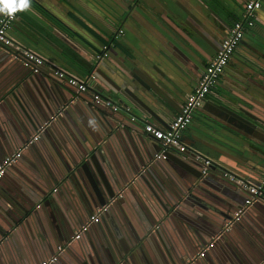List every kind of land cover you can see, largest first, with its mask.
Listing matches in <instances>:
<instances>
[{"label":"water","instance_id":"1","mask_svg":"<svg viewBox=\"0 0 264 264\" xmlns=\"http://www.w3.org/2000/svg\"><path fill=\"white\" fill-rule=\"evenodd\" d=\"M136 13L145 15L141 17L148 24L146 28L148 27L152 35L151 47L160 50L161 55H166L168 58L159 57L161 61H158L146 55L149 62L140 64L136 61L120 63L117 60L113 63L111 59H107L98 61L93 71L103 95L107 97L112 95L114 100L121 105L131 106L141 118H154L162 126L167 127L169 120L174 118L175 112L167 106L168 101L164 97V90L172 88L183 95L188 84H191L193 80L199 81L201 72H204L207 67L201 57L206 52L192 43L201 54H190L186 50V54L181 55L182 58L175 52H172L173 55L169 54L166 50L168 47L172 46L176 50L180 47L175 37L161 23L146 14L140 6L130 4L127 16L137 19ZM180 33L182 35V31ZM13 60L18 65H22L25 70L22 69L18 73V78L5 89L9 88L7 91L0 92V136L2 137L0 138V160L3 158L1 153L5 144L8 145L10 151L21 147L44 123H48L44 126L40 138L43 139L46 136L49 138L51 154L59 156L62 169L54 173L52 167H48L46 157L42 154H39L38 158L30 164H22L25 151L37 141L24 149L22 157L0 178V238L22 222L30 227L28 234L32 237V234L38 232L40 227L38 222L30 221L44 208L48 215L57 218L56 221L60 218L59 232L62 233V235L58 233V238L46 239L49 248L53 241L68 240L73 234L72 227L69 220L64 218L60 196L55 193L58 189L54 190L52 184L55 177L65 182V186L62 184L59 189L61 197H64L67 194L64 191L66 184L72 180L75 185L74 181L82 169L88 174L91 182L99 185H95L96 188L99 187L97 190L99 194L97 201L92 202L88 199L84 200L85 204L81 202L82 204L76 207L78 213L81 211L87 214L86 218H88L98 206L107 204L109 199L113 200L117 194L116 191L126 184L128 188L125 192L137 195L143 204L147 219H144L141 225L132 222L130 210L126 207V210L122 209L124 194L115 198L106 212L111 207L120 205L121 227L119 230L108 226V230L101 228L100 232H95L86 243L80 242V239L74 241L65 251L66 253L71 250L72 253L69 264H133L134 250L142 247L147 240L156 238L163 230V223L169 220L178 222L181 228L189 233L188 242L192 244V248L197 249L209 241L213 234L216 235L219 232H221V237L218 241H221L251 207L259 210L255 212L257 214L251 229L246 230L244 234L245 241L240 242L243 248L234 240H230L228 244L231 257L229 258L236 264H264V205L250 206L238 220L234 221L235 212L245 204L246 193L243 190L214 171L203 176L202 162L199 160L175 154L169 155L167 159L155 158V154L160 150L159 144L153 139L148 140L142 132L143 123L141 121L131 122L127 116H125L124 128L119 131L123 139V149H121L123 158L114 153L115 165L118 167L111 171L109 178L106 174V181L103 178L106 170L96 160L92 164L93 157L101 155V150H98V147L90 149L89 143L93 145L95 142L93 137L100 135L96 133L95 128L94 132L84 129L85 122L77 120L74 125L77 130L83 128V132H86L85 145L88 148H84L81 155L75 159L65 158L61 151L59 138L54 134L48 136V133L64 119V116L68 117L73 107H78L77 104L82 103L83 96L77 94L73 87L53 74L44 76L41 73H33L30 66L25 65L20 59L0 47V71L8 70L9 72L13 68ZM170 62H173L175 67ZM244 63L252 68L250 62L244 61ZM15 67L11 70V74L17 70ZM199 69L201 70L198 72ZM227 69L235 70L233 71L235 74L226 72L221 75L223 78L227 76L229 83L220 82L218 79L213 85L221 84L228 89L222 95L217 93L214 95L217 97L212 102L216 113L214 118L227 128L259 143L264 148V101L251 88V84L263 89L264 85L243 70L233 69L229 64ZM36 78L40 80L37 95L24 97L22 93L24 87ZM18 93L23 98V104L29 113L22 106L19 108L7 106L8 102L12 105L11 98L16 99ZM76 97L79 98L76 99ZM87 101V111L100 114L109 123L114 121L112 115L114 113L109 109L93 105L89 99ZM171 107L175 109L172 104ZM59 110H62V113L53 119L52 117ZM175 111L180 112L176 109ZM16 118L19 121L16 123L18 128L10 129V121L12 127H15L13 122ZM203 121L204 125L189 124L182 132V139L189 146L201 150L229 168L253 179H261L264 167L244 155L246 148L243 146L238 148V141L234 143L222 135L219 136L213 130L211 123L207 120ZM192 127H194L193 130ZM147 140L150 142L149 145ZM172 155L178 159H170ZM100 220L92 226L97 225ZM231 221H234L232 225L224 229ZM180 232L181 230L177 229V233ZM171 235L174 239L176 238L174 234ZM168 238L169 234L166 238L167 242H169ZM180 256L178 251L173 253L168 251L167 261H178ZM153 258L157 256L154 255ZM230 263L225 262V264ZM0 264H5L1 258Z\"/></svg>","mask_w":264,"mask_h":264},{"label":"crops","instance_id":"2","mask_svg":"<svg viewBox=\"0 0 264 264\" xmlns=\"http://www.w3.org/2000/svg\"><path fill=\"white\" fill-rule=\"evenodd\" d=\"M247 1L248 0H32L20 11L16 22L10 29V34L27 47L44 54L56 66L58 65L57 67L64 68L79 76H81V74L90 73L93 70L95 71V65L97 63L96 55L101 52L104 47L108 48L109 55L103 60L111 59L113 63L116 62V60L120 63L132 61H136L139 64L143 62L148 63L149 59L146 55H150L158 59V61H161L160 58L163 59L166 55H161L160 50L151 47L153 38L147 29L148 27L146 28L148 24L141 17V15L144 17L145 15L143 13H136L135 16L137 19L127 16L128 6H130V4H136L140 6L146 14L152 16L155 21L161 23L179 42L180 47L177 48V50L172 46L166 49L169 54L175 52L176 55L181 58V55L186 54L185 50L190 54H201L192 45V43H194L206 52L201 57H203V63L207 65L220 50L227 27L235 19L240 17ZM4 2L5 0H0V8L3 7ZM2 13L3 12H0V15ZM52 17L57 18L62 24L55 21ZM120 28L124 29V33L117 39L115 35ZM180 31H182L183 37ZM244 61L247 63L250 62L252 68H250L248 64H245ZM170 63L174 66L173 62ZM229 65L233 69H240L249 73L252 78L264 85V4L255 16V25L247 30L234 56L230 60ZM12 66L13 68L14 66L17 68L12 74L10 72L13 68L9 72H7L8 70L0 71V92L7 91L9 88L7 90L5 89L9 87L8 85L11 82L18 78V73L22 71V69L25 70L24 67L20 64L18 65L15 60H13ZM200 70L201 69H199L198 72ZM233 71L226 67L224 73L226 74V72H229L230 74H235ZM202 73L203 72H201V75ZM50 74L52 75L48 69H43L41 73V75L44 76H49ZM225 78L220 76L219 81L229 83L227 76H225ZM39 82L40 80L36 78L32 83L24 87L22 91L24 97L29 98L32 94L37 95L40 88ZM197 83L198 81L196 82V80H193L191 84H188L183 95L172 88V90H164V97L168 101L167 106L174 110V117L177 114L175 109L181 111L184 98L193 90ZM212 88L215 93L221 95L223 92L228 91V89L221 84H217ZM251 88L257 92L264 101V89L255 84H251ZM82 96L84 98L82 103L80 102L77 104L78 107H73L72 110L69 111L68 117L64 116V119L58 122L53 130L49 131L48 136L54 134V136L58 137L64 157L75 159L81 155L84 148L88 147L85 145L86 132H83V128L77 130L74 123L77 120L82 123L85 122L84 129L87 131L90 130V132H94L95 128L97 131L96 133L100 136L93 137L95 141L93 145L89 142L90 149L98 147V150H101V155L94 156L92 164H94L96 160V162L101 164L106 170L103 175L106 181V174L109 178V175L111 176V171L118 167L115 165L114 153L123 158L121 152V149H123V139L119 131L124 128L126 122L125 116L122 114H116V116L112 114L114 116V121L109 123V121L103 119L100 114L87 111L88 101L84 95ZM109 97L114 100L112 95H109ZM78 98L79 97H76V99ZM216 99L217 97L212 94L208 97L206 105L201 108L202 112H200L198 117L194 118L192 125H204L205 123L203 120H207L211 123L210 125L213 127V130H215L219 136L222 135L234 143L238 141V148H242L241 146L246 148L244 155L264 167V148H262L259 143L243 137L214 118L216 117V113L213 109L212 102ZM23 101V98L18 93L16 99L11 98L12 105L8 102L7 106H14L15 108L22 106L26 112L29 113ZM171 104L175 109L171 107ZM105 114H107L106 111ZM85 117L86 119H84ZM144 118L146 121H151L162 126V124L154 118ZM29 119L32 120L31 118ZM169 121L171 122L172 120ZM17 122H19L18 119H14L13 126L15 127H12V122L10 121V129L18 128ZM191 129L193 130L194 127ZM118 132L119 135H117ZM142 132L148 140L153 139L144 132V128ZM0 138L2 139L1 136ZM48 140L49 138H47V136L43 139L40 138L35 145L26 150L22 164L28 165L31 161L38 158L39 154H42L46 157L48 167L51 166L53 172L58 173L59 170L62 169L61 159L57 154H51V147ZM148 140L147 144L149 145L150 142ZM18 148H20V146ZM18 148L10 151L8 145L5 144L2 147L1 155H3L2 157L4 158ZM170 159L177 160L178 158L172 155ZM257 171H259V169H257ZM74 182L75 185L72 180H69L66 184L67 187L64 191H66L67 194L64 197H61L59 189L62 184L65 186V182L55 177L52 184L54 189H58L55 193L60 196V206L63 210L64 218L69 220L73 234L75 230L89 218H86L87 214H83L81 211L78 213L76 207H78L81 202L84 203V200L90 199L92 202L97 201L99 194L97 193L99 187L96 188L95 186L98 184L96 182H91L85 170L81 169L80 174L76 177ZM64 186L62 188H64ZM127 188L126 184H124L123 188H119V190L116 191L117 194L120 192L122 195L124 194L122 197V199H124L122 209L130 210L133 218L132 222L141 225L144 219H147L143 204L141 200L138 199L137 195L125 192ZM99 192H101V190ZM251 208L247 210L244 216L240 218L241 220L234 225L233 230H231L227 236L223 237L221 241H217L218 243L215 244L213 249H210L206 256L198 261L197 264H225V262L236 264L229 258L231 255L228 242L234 240L242 247L240 242L241 240L245 241L244 234L246 230L251 229L252 222L255 220L257 214L255 212L259 210L258 208ZM120 210V205L111 207L100 222L92 226L90 230L82 236L80 242L86 243L95 232H100V230H102L101 228L108 230L107 227L109 226V228L115 227L119 230L121 227L119 221ZM127 214L129 216V213ZM34 216L35 217H32L30 222H38L40 230L33 233L32 237L28 234L30 227L22 222L18 223L17 226L13 227V230H10L6 235L0 238V258L5 264H38L42 260L52 256L60 243H64L72 237L73 234L68 240L59 242L60 239H58L57 241H53L49 248L46 239L58 238V233L62 235V233L59 232L60 218L56 221L57 218L48 215L47 210L44 208ZM177 229L181 230L179 234L177 233ZM168 234L169 242L166 241ZM171 234H174L176 238L174 239ZM213 236L214 234L210 237L209 241H211ZM163 240H165V242ZM188 240L189 233L184 231L178 222L169 220L165 224L163 223V230L156 238L147 240L146 243L142 244V247L134 250L133 264H181L209 242L206 241L205 244L195 249L192 248V244H189ZM168 251H170V253L178 251L181 255L179 260L173 262L167 261ZM71 255V250H68L66 253L64 252L60 256L57 264H69ZM154 255H156L157 258H153Z\"/></svg>","mask_w":264,"mask_h":264},{"label":"built area","instance_id":"3","mask_svg":"<svg viewBox=\"0 0 264 264\" xmlns=\"http://www.w3.org/2000/svg\"><path fill=\"white\" fill-rule=\"evenodd\" d=\"M31 1L32 0H9L16 10L11 14H5L3 12L0 15L1 48L20 59L25 65L30 66L33 73L39 74L42 73L43 69H48L64 83L73 87L77 94L84 95L86 99H89L93 103V105L107 108L114 114L128 116L131 121H141L144 124V132L157 141L160 146V150L155 154V158L167 159L169 155L175 154L181 155L184 158L199 160L202 162L201 173L203 176L214 171L222 175V177L227 179L230 183L239 187L246 193V199L244 206L235 212L233 218L234 221L238 220L250 206L254 204L264 205V172L261 179L250 178L237 170L229 168L201 150L189 146L182 139V132L193 122L195 117L200 115V109L208 100V97L211 94L216 95L212 88L213 85L224 73L247 30L255 25V16L258 10L262 8L264 0H248L245 3L244 10L240 17L235 19L227 27L226 33L222 39L220 50L207 64L206 70L202 73L196 86L184 98L181 111L176 114L167 127L157 125L151 121H146L144 117L141 118L136 114L131 106H123L112 98L103 95L100 88H98L99 85L96 81V74L94 71L81 74V76L71 73L64 68L57 67L58 65L56 66L44 54L27 47L13 37L10 34V29L16 22L20 11ZM123 33L124 29L120 28L115 37L118 39ZM108 55V48L104 47L102 51L96 55L97 62L107 58ZM61 113L62 110H59L52 118L55 119L56 116ZM46 124L48 123H44L36 133L31 135L23 146L0 161V178L4 176L10 166L22 157L23 151L26 147L40 139L41 132ZM54 190H56V188ZM121 196L122 193L120 192L115 198ZM113 200H110L107 204L102 205L93 211L87 221L75 230L74 234L68 241L59 244L56 252L52 256L42 260L39 264H55L69 245L74 241L81 239L90 229L92 224L100 220ZM234 221L227 223L224 229L229 228ZM220 237L221 232L214 235L211 241L181 264H197V262L204 258L207 252L215 246Z\"/></svg>","mask_w":264,"mask_h":264},{"label":"clouds","instance_id":"4","mask_svg":"<svg viewBox=\"0 0 264 264\" xmlns=\"http://www.w3.org/2000/svg\"><path fill=\"white\" fill-rule=\"evenodd\" d=\"M15 10L16 8L11 2H9V0H5L3 7L0 8V12H4L5 14H11Z\"/></svg>","mask_w":264,"mask_h":264},{"label":"trees","instance_id":"5","mask_svg":"<svg viewBox=\"0 0 264 264\" xmlns=\"http://www.w3.org/2000/svg\"><path fill=\"white\" fill-rule=\"evenodd\" d=\"M49 16H51V15H49ZM55 21H57V22H59L60 24H62L57 18H55V17H52Z\"/></svg>","mask_w":264,"mask_h":264}]
</instances>
